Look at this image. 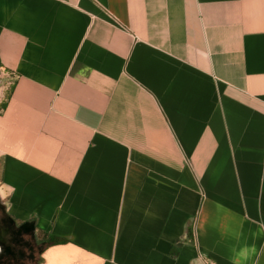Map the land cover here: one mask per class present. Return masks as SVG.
<instances>
[{
  "label": "crops",
  "instance_id": "1",
  "mask_svg": "<svg viewBox=\"0 0 264 264\" xmlns=\"http://www.w3.org/2000/svg\"><path fill=\"white\" fill-rule=\"evenodd\" d=\"M0 203L37 264H264V0H0Z\"/></svg>",
  "mask_w": 264,
  "mask_h": 264
},
{
  "label": "rangeland",
  "instance_id": "2",
  "mask_svg": "<svg viewBox=\"0 0 264 264\" xmlns=\"http://www.w3.org/2000/svg\"><path fill=\"white\" fill-rule=\"evenodd\" d=\"M29 233L30 232H28V235H23L22 240L14 239L15 247L12 255L7 257L2 256L3 250L0 248V264H3V262L6 263V261H8L9 264H37L40 244L37 243L34 236Z\"/></svg>",
  "mask_w": 264,
  "mask_h": 264
},
{
  "label": "trees",
  "instance_id": "3",
  "mask_svg": "<svg viewBox=\"0 0 264 264\" xmlns=\"http://www.w3.org/2000/svg\"><path fill=\"white\" fill-rule=\"evenodd\" d=\"M9 222L10 220H8L5 207L0 203V248L3 250L2 256L5 257L12 255L15 247L14 239L22 240L23 235H28V232L32 234V228L20 226L16 228V230H13ZM3 264H9V262L6 261V263L3 262Z\"/></svg>",
  "mask_w": 264,
  "mask_h": 264
}]
</instances>
